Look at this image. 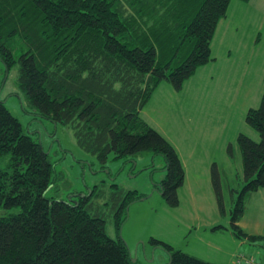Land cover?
Listing matches in <instances>:
<instances>
[{
  "label": "trees",
  "instance_id": "1",
  "mask_svg": "<svg viewBox=\"0 0 264 264\" xmlns=\"http://www.w3.org/2000/svg\"><path fill=\"white\" fill-rule=\"evenodd\" d=\"M231 0H0V61L17 66L16 84L37 116L69 126L83 151L105 162L145 151L160 155L165 177L158 184L167 205H178L184 183L181 161L140 116L162 81L181 90L195 71L212 61L210 43ZM249 2V0H239ZM245 122L259 142L237 136L243 188L230 213L239 239L259 236L238 223L245 197L264 188V90ZM52 164L42 146L22 131L0 101V264H133L120 236V214L143 195L117 185L113 200L117 239L90 213L89 199L46 198ZM218 211L224 213L219 171L211 166ZM221 226L214 229H221ZM169 264H214L151 239Z\"/></svg>",
  "mask_w": 264,
  "mask_h": 264
},
{
  "label": "rangeland",
  "instance_id": "2",
  "mask_svg": "<svg viewBox=\"0 0 264 264\" xmlns=\"http://www.w3.org/2000/svg\"><path fill=\"white\" fill-rule=\"evenodd\" d=\"M241 4L245 2L231 0L218 22L210 44L213 60L199 67L179 91L162 81L140 112L181 161L185 176L175 207L167 205L158 191L165 177L160 155L151 151L116 159L109 155L100 162L78 147L71 127L36 115L17 87V66L7 72L0 61V101L23 133L49 155L52 172L46 198L76 202L87 197L90 213L101 216L108 237L117 239L120 200L111 198L117 191L112 185L118 186L121 196L128 191L143 195L120 214V236L133 264H169L168 253L151 239L214 264H237L240 256L264 261V188L245 197L238 223L260 238L239 239L230 229V213L244 184L237 136L259 142L245 115L259 106L264 90V11L251 2ZM212 164L219 171L223 214L213 192ZM18 210L0 208V217ZM218 226L222 228L214 229Z\"/></svg>",
  "mask_w": 264,
  "mask_h": 264
},
{
  "label": "crops",
  "instance_id": "3",
  "mask_svg": "<svg viewBox=\"0 0 264 264\" xmlns=\"http://www.w3.org/2000/svg\"><path fill=\"white\" fill-rule=\"evenodd\" d=\"M250 2L253 3V4H256L257 5V8H259L261 11H264V0H249V2H246L245 5H242L241 4L242 6H239V7H245ZM217 27H218V24H217ZM210 51H212V45L210 47Z\"/></svg>",
  "mask_w": 264,
  "mask_h": 264
},
{
  "label": "built area",
  "instance_id": "4",
  "mask_svg": "<svg viewBox=\"0 0 264 264\" xmlns=\"http://www.w3.org/2000/svg\"><path fill=\"white\" fill-rule=\"evenodd\" d=\"M243 259H244V261H243ZM236 263L237 264H241V263H244V264H264V261L260 262V263H256L254 259H247V258H244L243 256H240L236 260Z\"/></svg>",
  "mask_w": 264,
  "mask_h": 264
}]
</instances>
